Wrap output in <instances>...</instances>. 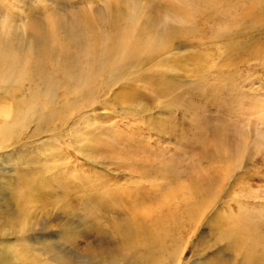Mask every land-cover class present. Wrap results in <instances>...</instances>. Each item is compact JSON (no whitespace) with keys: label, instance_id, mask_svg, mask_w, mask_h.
<instances>
[{"label":"rangeland","instance_id":"obj_1","mask_svg":"<svg viewBox=\"0 0 264 264\" xmlns=\"http://www.w3.org/2000/svg\"><path fill=\"white\" fill-rule=\"evenodd\" d=\"M0 129V264H264V0H0Z\"/></svg>","mask_w":264,"mask_h":264},{"label":"bare ground","instance_id":"obj_2","mask_svg":"<svg viewBox=\"0 0 264 264\" xmlns=\"http://www.w3.org/2000/svg\"><path fill=\"white\" fill-rule=\"evenodd\" d=\"M124 47V46H123ZM128 48V47H127ZM124 56H126V54L124 55ZM119 57V56H118ZM120 58V57H119ZM127 58V57H126ZM117 59V58H116ZM122 60V59H121ZM120 60V61H121ZM114 64V63H113ZM120 67V66H119ZM34 110V109H33ZM28 111H30V110H28ZM6 114V113H5ZM17 122V121H16ZM18 123V122H17ZM2 127V126H1ZM3 128V127H2ZM4 129V128H3ZM3 129H0V130H3ZM4 131H6V129L5 130H3L1 133H3ZM6 133H7V131H6ZM4 134V133H3ZM4 135H6V134H4ZM183 191H186V195L188 196V197H192V190L190 189V188H186V189H183ZM178 193H180L179 191H178ZM191 210H193V209H191ZM190 210V211H191ZM189 211V212H190ZM195 213V211L194 212H192V213H189V215H190V217L192 218V217H194V214ZM149 214H150V211H144L143 212V216L144 217H150L149 216ZM151 225H154V226H152V227H150L149 229H140V227H138V226H134L133 227V229H135V234L133 235L131 232H129L128 233V235L126 236L128 239H131L132 240V238H135V237H140L143 241H144V243L145 244H150L149 246H152V247H157V246H159L160 244H161V238H163L164 236H165V231L162 229V228H164V225H163V223L162 222H153ZM241 230H243V229H241ZM252 230H250V229H247V230H243L242 232H240L239 234H238V238L240 239V240H242V239H245L246 241H248V243H249V245H250V247L252 248V247H255L256 248V246L258 247L259 245V240H258V238L257 237H255V236H252Z\"/></svg>","mask_w":264,"mask_h":264}]
</instances>
